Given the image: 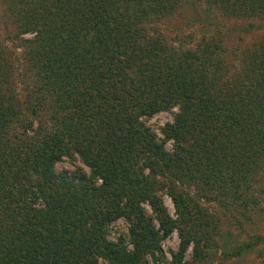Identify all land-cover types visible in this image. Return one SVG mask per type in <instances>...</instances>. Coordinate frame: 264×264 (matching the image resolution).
Segmentation results:
<instances>
[{
	"label": "trees",
	"instance_id": "16d2710c",
	"mask_svg": "<svg viewBox=\"0 0 264 264\" xmlns=\"http://www.w3.org/2000/svg\"><path fill=\"white\" fill-rule=\"evenodd\" d=\"M187 2L237 18L264 16V0H18L8 7L21 26L11 36L31 34L23 39L30 86L17 99L0 56V264H96V257L135 264L159 251L158 232L172 228L180 253L197 240L187 194L175 181L219 190L223 178L235 189L243 172L256 171L244 155L248 148L249 156H264V35L239 48L237 75L227 78L216 16L202 15L198 32L215 34L188 49L145 33ZM172 107L161 129L172 139L167 152L138 117ZM213 125L223 130L210 133ZM64 158H79L88 175L56 171ZM145 168L151 178L139 177ZM156 175L169 181L177 222L155 195ZM118 217L128 223V252L122 240H104Z\"/></svg>",
	"mask_w": 264,
	"mask_h": 264
},
{
	"label": "rangeland",
	"instance_id": "374dc122",
	"mask_svg": "<svg viewBox=\"0 0 264 264\" xmlns=\"http://www.w3.org/2000/svg\"><path fill=\"white\" fill-rule=\"evenodd\" d=\"M18 0H0V56L2 59V68L8 70V84L17 96L21 99L26 85L30 86L29 79L25 70L24 60V42L31 36L29 33L19 34L17 37L11 36L14 31H20L21 26H17L15 18L8 11L10 5L17 6ZM196 2V1H194ZM196 6L187 3H179L174 10L165 15L158 23L148 24L144 28L147 35L159 36L163 38L168 46L188 49L196 43L201 42L202 37L208 39L209 35L198 32L197 22L202 15L216 16L217 23L224 26L219 29L218 37L222 38V45L225 52L222 59L228 67L227 78L237 75L238 61L235 58L241 46L250 40L255 42L259 37L264 35V16L253 18H237L222 13L217 6H210L209 9L201 3H195ZM200 6V7H199ZM246 23H251L252 29L247 33L243 30L236 29ZM233 25L235 30H229ZM238 36L242 38H238ZM4 56L2 55V51ZM226 77H224L226 79ZM175 108L170 110L158 111L150 116L141 115L138 121L146 127L149 135H153L156 143L162 145L167 152L172 150V139L165 138L162 127L165 123L171 122L172 114ZM221 125H213L211 132L222 131ZM233 134H227L224 137V144L227 145L231 159L237 150L234 147ZM249 149L246 148L244 161L245 163L253 161L256 166L254 173L243 172L245 180H237L238 187L231 188L232 182H227L222 178L224 188L217 189V186L206 185L203 183L196 186L192 183L180 184L178 190L186 192V202H189V213L193 218L191 224L195 232L196 242H189L182 251H179L180 237L177 229L172 228L169 232L162 234L158 232V249L141 257V261L135 264H264V156H249ZM257 152V148L254 150ZM227 158V157H226ZM142 162L138 160V165ZM261 165L262 168H261ZM259 166V168H258ZM81 168L88 175L87 168L79 158L67 159L55 163L56 171L65 170L69 173H75ZM149 176L151 173L147 168L139 174ZM167 180L154 177L155 195L158 197L162 208L168 217L177 222V215L171 197L168 195L165 185ZM224 189V192L221 190ZM231 191H235L231 194ZM144 214L151 219L154 228L157 229V221L147 202H142ZM182 224L181 220H179ZM128 223L122 217L111 221L104 229V240L106 242L117 243L122 240V245L128 251L132 246L127 240ZM251 242L247 248H243L239 254L232 253L237 246L243 243ZM242 249V247H241ZM179 258V259H178ZM96 264H107L106 261L96 257Z\"/></svg>",
	"mask_w": 264,
	"mask_h": 264
}]
</instances>
